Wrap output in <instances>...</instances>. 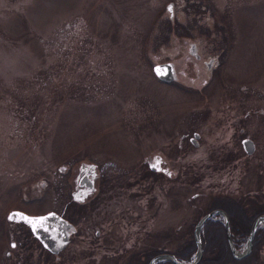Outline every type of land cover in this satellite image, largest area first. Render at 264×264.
<instances>
[{
  "label": "rangeland",
  "instance_id": "374dc122",
  "mask_svg": "<svg viewBox=\"0 0 264 264\" xmlns=\"http://www.w3.org/2000/svg\"><path fill=\"white\" fill-rule=\"evenodd\" d=\"M188 41L217 64L195 76L185 60ZM163 61L180 70L178 84L153 74L152 64ZM207 74L199 88L207 89L205 103L181 90L198 89ZM223 89H254V125L244 98L230 129L241 126L254 140V181L245 185L261 200L264 0H0V264H7L5 250L20 264L44 257L20 221L7 219L12 209L72 219L68 243L45 264L123 263L144 241L175 250L187 225L210 211L211 196L235 194V183L242 192L249 178L244 168L239 181L226 183L229 157L219 140L229 132L207 111L221 106ZM192 109L199 146L177 160L171 150L180 129L170 136ZM157 159L164 172L144 164ZM81 163L101 173L97 193L78 203L70 190ZM263 225L259 219L256 227ZM155 231L163 236L151 238ZM242 245L239 251L246 237ZM262 250L264 259V243Z\"/></svg>",
  "mask_w": 264,
  "mask_h": 264
},
{
  "label": "flooded vegetation",
  "instance_id": "af4514ba",
  "mask_svg": "<svg viewBox=\"0 0 264 264\" xmlns=\"http://www.w3.org/2000/svg\"><path fill=\"white\" fill-rule=\"evenodd\" d=\"M196 50L198 52V57H194L192 54L187 53L185 60L187 59V61L192 64V67L195 70V76H199L200 70L202 71V65L204 68L209 69L210 65L213 62H214V64H217V60H216V57H214V56L204 57L202 55V53L198 50L197 46H196ZM208 58H211L212 62L210 63L209 67H206L205 60ZM173 67L175 70V80L170 81V82H174V83L178 84L177 80H179L180 70H178L176 68V66H174V64H173ZM182 74H183V71H182ZM209 75L210 74H207V77L202 78V80L198 86V89H181V90H184L186 93H191V94H194L196 92L195 97L201 98V100L203 99V102L205 103V101L208 99V97H207L208 94L206 92L207 89H199V88L202 85L207 84V82L210 80ZM196 85H198V84H196ZM244 98L250 100L249 111H247V112H249V116L247 118H250V120H249L250 122L249 121H246V122H249L250 124L254 125V89H247V90H244V89H223V93H221V96H220L222 103L219 104L221 106L212 110V108L209 105V109L207 110L208 114L210 116V119L215 118V120L212 121V123L214 122L216 124H219L220 128H223L226 132H229V134H227V133L224 134V136L221 138V141L219 140V143L222 144L224 147V150L222 149V156L225 157V159H226V157H229V161L226 160L224 162V164H225L224 169L226 171V181H227L226 183H229L231 181L232 182L233 181L234 182L239 181L243 177V173H244L243 169L244 168L247 169L246 171L248 174H246V176L248 175V177H249L248 179H246V182L243 183L244 185H243V191L242 192L237 190V188H236L237 183H235V185L233 186L235 188L234 189L235 194H230L227 191V189H224L221 202H222V205L225 207L226 210L223 208H219L220 210H222V212H224V214L227 217L230 239L232 241L233 247L237 251H239L238 249H241L242 246H244V245H242L243 241L239 240L240 236L247 237L250 225L254 220V188L248 189L249 185L252 183V181H254V140L242 133L241 126H239L235 131H233V133L231 132V129H230L231 123L234 122V118H233L235 116L234 110L239 105V102H242V99H244ZM235 99L238 100V104L236 102V105L234 104ZM200 108H202V106ZM192 111H193V109L188 111V113L184 116V119H185L184 122L181 125L175 126L174 130H173V134H172V136H170V138H174V135L177 134L178 129H180V134L177 136L176 144H175V146L172 147V150H171L173 153V157H176L177 160H179L181 155H183L190 148L199 146L197 138L200 134L198 131H196L195 129H193L191 127L192 122L196 118H198V116H197L198 114H195ZM207 111H205V112L207 113ZM181 127L184 128V130L182 132H181ZM194 134L196 135L195 137L192 136ZM245 138L251 139V140L250 139L249 140L252 143V149L249 152L246 151L245 147H248L250 145V143H248V141H246L245 146L243 145V140ZM207 147H208V145H207ZM202 148H206L205 144L202 146ZM155 159H156V157H155ZM157 161L160 162V160L157 159L155 164H154V165H156L155 167L152 163H149L148 161L147 162L145 161L144 164L146 165V167L149 171L164 172L165 168H167V167L166 166L163 167V165L157 164ZM91 164L92 163H86V164L81 163V165L79 166L78 171H77V174L79 176L77 179V183H76L75 187L74 188L72 187L70 190V192L72 193L71 195L73 196L75 201L78 203L84 202L89 196H92L93 193L94 194L97 193V189H98L97 188V186H98L97 179L99 177L98 176L99 173H101V172H96L98 170V168L94 165L91 168V166H90ZM188 167L189 166L187 165L186 166L187 170H189ZM178 168L179 167H177L175 170H177ZM174 171H170V172H174ZM178 172H181V169ZM166 173L168 174L169 171L166 170ZM245 184H249V185H245ZM209 210H211V209H209ZM226 211H227V213H231V214L233 213V215L237 216V218L233 221L232 227H231L230 219L228 218V216L226 214ZM62 217H64V216H62ZM239 217L241 219V222H242V220L250 222L249 227L247 229V233L245 235L241 234L239 231H235V229L239 227V225L237 224L240 222ZM64 218L73 224L72 219H68L66 217H64ZM215 219H219L220 222L222 223V214L221 213L218 214V217H216ZM241 222H240V224H241ZM19 225L24 226V228L25 227L28 228L26 225H24L20 222H19ZM73 226H74V231H75V225L73 224ZM28 230H29V228H28ZM27 232H29L28 235L29 236L31 235V238H32L33 236L31 234L30 230ZM73 232H71V233H73ZM97 232H98L97 230L93 231V233L95 235L97 234ZM224 233H225V230H224ZM253 233H254V231H253ZM70 234H69V236H70ZM69 236H68V240H69ZM34 242H37L39 244L40 247L39 246L38 247L43 251L44 257L41 259L42 261H39L38 263H33V264H39L40 262H41V264L42 263L45 264V263L49 262L48 259H50V258L57 260V258H58L57 254H53V253H50L49 251H47L39 243V241L37 239ZM3 254H4V257L7 259V264H20L19 262L21 260H23V258H19V256L12 255L9 250H5L3 252ZM25 264H32V261L27 260V262H25ZM60 264H63V263H60Z\"/></svg>",
  "mask_w": 264,
  "mask_h": 264
},
{
  "label": "trees",
  "instance_id": "16d2710c",
  "mask_svg": "<svg viewBox=\"0 0 264 264\" xmlns=\"http://www.w3.org/2000/svg\"><path fill=\"white\" fill-rule=\"evenodd\" d=\"M167 23H173L174 18L167 17ZM187 34V33H186ZM177 35V33H176ZM166 34L161 36L160 41L164 42L166 40ZM222 196L214 195L211 196L207 202V206L204 210L208 211L212 208H221L217 203H220ZM69 204V203H67ZM203 212V213H204ZM264 212V197L260 200V196L256 197L254 195V217L260 213ZM202 214V213H201ZM200 214V215H201ZM242 215V214H241ZM228 218L231 222V227L233 226V221L237 218L233 213H227ZM71 219L69 216L66 217ZM198 218V217H197ZM189 223L186 228V239L179 244L175 250L169 252L164 247H156L150 241H144L142 243V248L139 251L131 252L123 263H118L119 260H113L114 264H146L147 261L155 254L158 253H171L179 261H190L194 257V252L196 250L195 242L192 236V227L196 219ZM241 222V219L239 217ZM235 231H239L241 234L245 235L249 227V221H243ZM235 223V222H234ZM230 227V228H231ZM28 230V228L25 227ZM184 234V233H181ZM151 238H161L162 233L155 231L150 234ZM31 237V235H30ZM36 240L34 237H32ZM240 241L245 240V236H240ZM199 241L201 253L196 264H250V260H254V264H264V259L261 258V252H263L264 243V225L256 227L251 238L250 250L244 256L240 258L232 257L229 247L225 238L224 227L219 219L207 218L199 231ZM153 264H173L171 261L166 259L156 260Z\"/></svg>",
  "mask_w": 264,
  "mask_h": 264
},
{
  "label": "water",
  "instance_id": "95a60500",
  "mask_svg": "<svg viewBox=\"0 0 264 264\" xmlns=\"http://www.w3.org/2000/svg\"><path fill=\"white\" fill-rule=\"evenodd\" d=\"M165 11L168 13V17L172 16V1H168L164 5ZM187 53L192 54L194 57H198V52L196 50V44L193 41L187 42ZM212 62L211 58L205 60L206 67H209ZM151 70L153 74L157 77V79L169 82L171 80H175V70L173 64L171 62H155L151 66ZM159 70V71H158ZM194 136H196L194 134ZM248 141L250 145L246 148V151L249 152L252 149V143L248 138L243 140V145L245 146V142ZM264 164V161H263ZM93 164H91V168ZM221 213L222 214V223L225 230V237L228 243L230 253L233 257L238 258L245 254L250 245V240L252 233L257 225L259 219H264V213L257 216L250 225L248 230V234L246 237V249L243 251H237L232 244L230 239L229 230H228V220L226 215L220 209H212L202 216H200L193 225L192 234L195 242L196 250L194 252V257L190 261H179L177 260L173 254L171 253H158L153 255L146 264H153L156 260L166 259L171 261L173 264H196L199 259L201 248L198 240V230L202 225L203 221L210 217L212 214ZM9 217H12L10 219ZM43 218V219H41ZM7 219L12 221H20L23 222L30 230L32 236L36 238L39 243L50 253L56 254L59 250H61L68 242V236L71 232L74 231V226L64 217H62L59 213L54 210H48L41 214H26L19 210H9L7 214ZM10 245H13V242H10Z\"/></svg>",
  "mask_w": 264,
  "mask_h": 264
},
{
  "label": "snow or ice",
  "instance_id": "6c2138e0",
  "mask_svg": "<svg viewBox=\"0 0 264 264\" xmlns=\"http://www.w3.org/2000/svg\"><path fill=\"white\" fill-rule=\"evenodd\" d=\"M159 71V70H158ZM157 164H159V161H157ZM156 165H154V167H155ZM170 174V173H169ZM10 219H12V217H9ZM41 219H43V218H41ZM13 246H15V245H13Z\"/></svg>",
  "mask_w": 264,
  "mask_h": 264
},
{
  "label": "bare ground",
  "instance_id": "6f19581e",
  "mask_svg": "<svg viewBox=\"0 0 264 264\" xmlns=\"http://www.w3.org/2000/svg\"><path fill=\"white\" fill-rule=\"evenodd\" d=\"M91 166V165H90Z\"/></svg>",
  "mask_w": 264,
  "mask_h": 264
}]
</instances>
